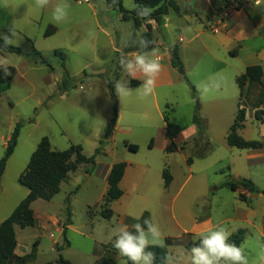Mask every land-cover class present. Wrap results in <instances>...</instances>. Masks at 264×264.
I'll return each instance as SVG.
<instances>
[{
    "label": "rangeland",
    "instance_id": "1",
    "mask_svg": "<svg viewBox=\"0 0 264 264\" xmlns=\"http://www.w3.org/2000/svg\"><path fill=\"white\" fill-rule=\"evenodd\" d=\"M60 2L70 6L69 19L57 24L52 20V10ZM31 5L33 9L20 7L12 0H0V37H9L14 40V46L21 48L20 54L10 56L13 59L9 64L17 69L11 88L0 92V161L17 124H24L2 181L0 220L5 207L28 193V189L20 184L18 173L26 170L44 137H48L52 147L59 151L80 145L87 157L96 155L98 149L100 153L95 165H82L72 173L53 200L33 203L39 225L24 230L17 228V258L7 264H18L20 258L27 256L30 259L26 264H61V257L70 264H94L101 257L125 264L126 260L113 243L117 231L126 224L118 222V218L108 220L101 216L107 192L102 172L111 163L128 159L136 164L137 181L145 180L135 186L132 179L135 188L128 183L124 198L113 206L117 213L133 216L148 210L153 222L159 226L161 246H166L165 237H174V244L168 246L171 253L168 264H191L187 244L198 239L186 235L185 230H190L194 219L198 218H211L214 225L226 227L231 235L244 229L246 238L242 246L250 264H264L260 259L264 254V242L259 237L264 229V194H252L245 202L240 199V194L247 196V192H234L223 186L228 181L244 178L252 180L264 191V160L253 159L250 150L231 147L227 142L230 124L235 121L241 101L235 71L232 79L222 73L224 95L219 114L215 112L217 116L211 124L204 119V137L209 144L188 132L189 144L185 149L168 155L162 145L165 140L164 116L168 114L171 121L186 130L193 122L198 105L199 115L206 116L201 110L200 95L204 93L202 89L206 90L204 95L208 90L199 81L200 69H191L193 74L187 77L188 80L180 74L172 75V86L157 88L159 107L155 106L153 98L142 94L140 86L128 87L131 93L122 98L116 95L122 123L130 127V132L125 135L123 129L111 131L114 100L110 84L115 90V83L128 76L124 71L121 74L119 61L123 53L118 54L115 50L128 46L139 50L141 41L137 34L144 36L146 30L136 29L132 20H123L120 11L110 7L107 0H50L45 16L39 19L33 17L37 11L35 0ZM123 5L129 11L135 7L134 0H123ZM260 8H264V4ZM49 23L56 25L57 33L46 38L44 34ZM165 36L161 28L153 39L161 40L166 46L175 41V37L169 40ZM34 49L43 58L37 56ZM215 49L224 59L217 45ZM55 51L63 52L66 59L55 56ZM197 53L193 56L199 57ZM203 60L207 65L205 69L211 68L209 55ZM65 74L72 77L76 87L64 93L60 83ZM120 74L121 79H118ZM190 82L197 90L196 98ZM135 102L147 103L148 111L128 108L129 103L134 105ZM242 102L247 108L242 136L264 143V126L252 113L258 106L256 99L246 97ZM114 133L116 139L111 141ZM127 143L137 145L139 150L130 151ZM166 168L173 176L168 189L163 178ZM70 196L72 224L65 235L66 201ZM105 246L109 251L104 249Z\"/></svg>",
    "mask_w": 264,
    "mask_h": 264
},
{
    "label": "crops",
    "instance_id": "2",
    "mask_svg": "<svg viewBox=\"0 0 264 264\" xmlns=\"http://www.w3.org/2000/svg\"><path fill=\"white\" fill-rule=\"evenodd\" d=\"M12 1L13 3L14 2L17 3L18 6L20 7H27L28 9L32 7L33 9V5H31L32 0H12ZM176 3L179 7V12H172L169 16L165 17L161 23H158L155 20H149L140 28V29L144 28L147 32V25L149 24L152 26V36L162 28L164 35H166L165 37H168L169 40H171L172 37H175L174 38L175 41L172 42L169 46H166V44L159 39L157 41H154L155 48L157 49L156 55L160 59V63L162 65V71L160 72L156 80L154 91L152 92L151 95H149V97L151 99L153 98L155 102V106L159 107V100L156 89L164 86H172L174 83L172 79V75L180 74V76H182L185 79V77L178 71V69L172 65V55L170 52V48L174 45H178L180 51V57L185 65L187 77L193 74V71L191 69H197V70L200 69L201 71V75H200L201 77L199 81L202 85H205L204 87H206V89L208 90V94L204 95L206 90L202 89L204 93L200 95L202 98L201 110L204 111L206 114V116L203 119H205L209 124H211L214 118H216L217 116L215 112L218 113L220 111L221 100H222L221 97L222 95H224L223 87H222V79H221L222 76L223 75L230 76L232 79L233 70H234L235 71L234 77L237 80V77L243 75L247 71V68L250 66H261L264 71V8L256 7L254 5L255 0H247V1L237 0L233 2V4L230 7L226 8L221 14H218V10L223 6V0H176ZM263 4H264V0H262L261 5ZM36 9L37 11H35L33 17H35L34 19H39L41 16H45L48 7H46L45 9H39L35 6V10ZM26 17L29 18L30 17L29 14H27ZM50 26H54L57 29L55 24L49 23L47 24L46 30ZM175 34H177V36H175ZM215 45H217L218 48L217 50L219 52H223V55L225 56L224 59L220 58V56H218V54L216 53ZM139 50H134V48L128 46L121 50H115V52L118 54L123 53V55H126L128 53H134ZM196 52H198L197 54H200L199 57H196L195 55L193 56V54L194 53L196 54ZM0 54L3 57H7L9 61L13 59V57L10 56L15 55L10 53H3V52H0ZM206 55H209L210 58L209 64H212L210 65L211 68L209 69H205L207 65L203 63L204 61L203 58ZM229 55L232 56L230 59H228ZM9 66H11V64H9ZM203 69L207 71L204 72ZM122 71L123 70H121V74ZM223 72L224 74L222 75ZM121 74L118 79H121ZM137 75L140 74L138 73ZM131 79H132L131 77L127 76V79L121 80L120 82L126 83L128 85ZM136 80L142 82L141 79H136ZM190 83L194 86L193 83H195V81L193 80V83L192 82ZM129 88H134V87H129ZM204 97L205 100H203ZM246 97L247 99L252 97L253 99H256L258 103L257 108L252 111V113H255V118H256V113L258 111L264 110V76L262 79V83L248 82L243 97H241V92H240L241 101L239 103V106L245 107V109L247 108L246 106H244V102L242 101ZM239 106H238V110H239ZM118 108H119L118 120L114 131L121 132L125 130L124 134L126 135L130 132L129 131L130 127L125 126L122 123V111L119 101H118ZM128 108L134 111L137 109H140L143 112L148 111L147 103H143V102H135L134 105L129 103ZM167 108H169V105H167ZM165 117H167L170 122L175 124L177 123L171 121L168 114L164 116L165 140H163L162 145L164 147L165 152L167 153L166 148L169 145V140L166 135L167 123ZM246 119H247V110H246ZM233 124H230V128ZM262 126H264V124H262ZM244 128L239 131L241 135H243ZM188 132H190L191 135L198 137V139L203 143L207 145L209 144L207 137L202 138L199 136V130L197 125L194 123V118H193V122L190 124L189 129L186 130V128H183L182 133L176 139V144L178 146L177 152L184 150L185 147L189 144ZM115 139L116 136L114 133L111 136L110 140L112 141ZM9 140L10 139H8V142ZM249 141H255V140H249ZM250 151H251L250 154L251 158L257 160L258 159L264 160V147L259 150H250ZM177 152L167 153V154L174 155ZM125 162L127 163V168H126L125 176L120 183V187L123 190L124 195L121 199L113 201L110 205L111 208L114 203H118L124 198L125 186L128 185V183H131L133 185L131 181L132 179L134 180L135 186L136 184L138 185V182L142 184L145 180V179L142 180L139 179V181H137L136 179L137 172L135 168L136 164L135 162H133L132 159H128ZM9 163L10 162H8V164ZM8 164H7V168H8ZM114 164H116V162L111 163L108 166V168L102 172V176L104 177V180L107 183V191L109 189V183H108L109 175L111 173ZM83 165H87V164H83ZM7 168L5 170L4 176L6 175ZM24 171L25 170L19 171L18 173L19 178ZM238 179H244V178H237V180ZM134 185L132 188H135ZM241 190H239L238 192H240ZM3 192H4V186L2 185L0 196ZM245 192H247V196L245 195L246 197L245 202H247L248 197L251 196L252 193L248 191ZM28 194H29V190L28 193L26 192L25 196H28ZM25 196H22L18 200L13 201V203L9 207H5L3 217L0 220V224L3 223L13 213V211L17 208V206L23 201ZM0 208H2V204H0ZM112 209L114 211L113 218H118V222H122L126 224L129 231L135 232V229L132 227V225L136 223H140L143 225V222L146 219H151L153 221V216L148 210H143V212H141L137 216H133L129 213H124V214L117 213L114 206ZM215 227L216 225L213 224L211 218H205V219L198 218V219H194L192 228L190 230H185V234L195 237L197 233L207 232ZM17 228L24 230L32 227L22 228L19 225L15 226L17 242H18L17 245V250H18L19 238L17 234ZM259 237L264 242V229L261 230V234ZM168 238L173 239L174 237L171 236L165 237V241Z\"/></svg>",
    "mask_w": 264,
    "mask_h": 264
},
{
    "label": "trees",
    "instance_id": "3",
    "mask_svg": "<svg viewBox=\"0 0 264 264\" xmlns=\"http://www.w3.org/2000/svg\"><path fill=\"white\" fill-rule=\"evenodd\" d=\"M237 0H223V6L218 10V14H221L226 8L230 7L233 2ZM108 5L112 8L118 9L122 14V19L125 21L132 20L135 24L136 29H140L149 20H155L161 23L163 19L169 16L172 12H179V7L176 0H134L135 8L133 10L125 9L123 5V0H116L113 4L112 0H107ZM138 8H150L152 9L151 15L148 17H142L137 15ZM57 32L54 26L48 27L45 32L46 37H50ZM144 36L154 42L152 36V26L147 25V32ZM155 48V42L148 45V50ZM37 56L42 57L41 53L34 49ZM0 52L10 53V54H20L21 48L9 45L5 46V41L0 37ZM172 55V65L178 69V71L187 79V73L185 65L180 57V51L178 45H174L170 48ZM55 56H60L63 60L66 59V55L61 51H55ZM234 54V52H233ZM9 71L11 75L5 76L3 69L0 68V92H4L11 88V85L17 75V69L13 66H9ZM264 76V71L261 66H250L247 71L237 77V84L239 86L241 97L244 96L246 86L248 82H258L262 83ZM142 84L141 81L136 79H131L127 87H138ZM74 80L69 74H65L64 78L61 80L60 89L65 93L71 88H75ZM193 95L197 97V90L192 86ZM110 92L114 100V113L111 123V131H114L117 120H118V99L115 94V90L110 84ZM196 113L194 116V123L197 125L199 130V136L204 137L206 130V122L199 115L200 106H197ZM256 119L264 124V110L258 111L256 113ZM167 127L166 135L169 140V145L166 148L167 153H174L178 151V146L176 144L177 137L182 133L183 128L175 123H172L165 117ZM246 121V109L245 107L239 106V110L235 119L234 124L231 126L227 142L231 147H235L241 150H259L264 147V144L260 141H249L245 139L241 134L240 130L245 127ZM24 126L22 122L18 123L15 131L13 132L5 150V154L0 161V191L2 187V180L7 168V164L10 158L15 153L18 145V139L20 136L21 128ZM127 148L132 152H137L139 147L134 144H126ZM100 153V149L97 150L96 155L93 157H87L83 148L80 145H72L68 150L59 151L52 147L50 139L44 137L37 150L31 157V160L19 178V182L22 186L29 190L28 196L17 206L13 213L0 224V264H7L11 260L17 258V236L15 226L19 225L22 228L32 227L36 228L39 225V221L36 217V213L32 207L33 203L37 200L51 201L55 196L61 192V186L63 183L67 182L72 173L77 172L83 164H96V156ZM127 168L126 162H119L114 164L111 173L109 175L108 183L109 189L107 191L104 205L102 206L101 216L105 219H112L114 216V211L111 208V203L113 201L119 200L123 197L124 192L120 187V183L125 176ZM163 178L165 180V186L168 188L172 181L173 176L168 168L164 170ZM224 187L230 188L234 192H238L243 189L252 194H264L252 180L249 179H238L237 181H228L223 185ZM240 199L245 201L246 197L244 194H240ZM71 196L67 199L66 204V227L64 228V233L66 235L68 227L72 224V209H71ZM148 216V215H147ZM246 232L241 229L237 233L233 234L229 238L230 243H235L237 246L242 245L245 240ZM199 243V240L194 242L190 241L187 244V248L190 250L193 246ZM174 244V239L168 238L166 240V246H150L148 251L155 253V264H168L171 260V253L168 246ZM104 249L109 251L108 247L105 246ZM60 251V248H58ZM125 260V264H132L127 257L122 256ZM29 257L20 258L18 264H26L29 261ZM61 264H70L65 261L62 257L60 258ZM94 264H116L112 258L101 257L98 258Z\"/></svg>",
    "mask_w": 264,
    "mask_h": 264
},
{
    "label": "clouds",
    "instance_id": "4",
    "mask_svg": "<svg viewBox=\"0 0 264 264\" xmlns=\"http://www.w3.org/2000/svg\"><path fill=\"white\" fill-rule=\"evenodd\" d=\"M112 2L115 4L116 0H112ZM49 3L50 0H35V6L39 9H45ZM261 3L262 0H255L254 5L261 7ZM69 7L66 3H57L52 10L53 22L57 24L66 22L69 19ZM151 12L152 9L150 8L137 9V15L142 17L150 16ZM137 38L141 41L140 50L121 56L119 64L129 77L142 80L139 89L144 96H148L154 91L156 80L162 71V65L156 55L157 49L148 50V45L154 42L139 33ZM3 39L5 46L14 44V40L7 36ZM9 63L7 57H0V68L3 69L5 76L11 75ZM138 73L140 75H137ZM126 85L120 81L115 83V92L119 98L131 93ZM132 227L135 229V234L129 231L127 226L121 227L117 231L113 246L120 255L127 257L132 264H155V253L148 251V248L162 243L159 226L151 219H146L143 225L136 223ZM230 236L231 233L222 225H217L207 232L197 233L195 238L199 240V243L190 249L191 264H250L244 247L230 243ZM260 259L264 261V254L260 256Z\"/></svg>",
    "mask_w": 264,
    "mask_h": 264
},
{
    "label": "built area",
    "instance_id": "5",
    "mask_svg": "<svg viewBox=\"0 0 264 264\" xmlns=\"http://www.w3.org/2000/svg\"><path fill=\"white\" fill-rule=\"evenodd\" d=\"M81 1H85V2H88V0H81ZM251 7H253V6H251Z\"/></svg>",
    "mask_w": 264,
    "mask_h": 264
},
{
    "label": "water",
    "instance_id": "6",
    "mask_svg": "<svg viewBox=\"0 0 264 264\" xmlns=\"http://www.w3.org/2000/svg\"><path fill=\"white\" fill-rule=\"evenodd\" d=\"M235 180H237V179H235Z\"/></svg>",
    "mask_w": 264,
    "mask_h": 264
}]
</instances>
